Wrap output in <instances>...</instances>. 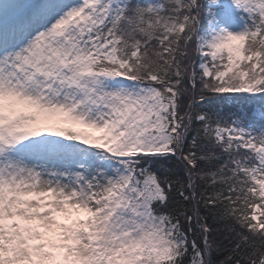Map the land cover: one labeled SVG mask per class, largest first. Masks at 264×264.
I'll use <instances>...</instances> for the list:
<instances>
[{
  "label": "snow or ice",
  "instance_id": "obj_1",
  "mask_svg": "<svg viewBox=\"0 0 264 264\" xmlns=\"http://www.w3.org/2000/svg\"><path fill=\"white\" fill-rule=\"evenodd\" d=\"M0 264H264V0H0Z\"/></svg>",
  "mask_w": 264,
  "mask_h": 264
}]
</instances>
